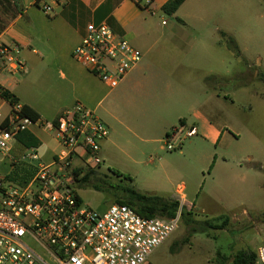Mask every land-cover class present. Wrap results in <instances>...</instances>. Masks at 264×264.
Segmentation results:
<instances>
[{
  "label": "rangeland",
  "instance_id": "1",
  "mask_svg": "<svg viewBox=\"0 0 264 264\" xmlns=\"http://www.w3.org/2000/svg\"><path fill=\"white\" fill-rule=\"evenodd\" d=\"M193 7L199 13L190 17L188 11ZM37 17L42 19L39 14ZM161 17L168 23L163 26L160 22L168 39L193 47L175 56L200 62L211 83L207 93L221 96L215 97L221 107L210 118L224 131L223 137L213 144L199 130L192 138L186 137L185 131L181 148L169 152L163 143L165 150L160 151L162 144L135 138L113 115L120 114L129 126H140L135 107L150 105L153 97L171 98L175 100L172 108L191 125L193 111L201 109L207 98L204 89L191 91L171 82L174 88L169 91L168 82L157 74H147L145 81L132 87L105 88L101 98L107 97L102 105L97 110L87 108L106 123L109 136L121 149L110 157L103 154L104 163L95 169L103 189L80 188L78 195L85 205L104 212L122 199L125 190L149 194L169 176L170 193L185 185L186 205H196L187 209L189 218L207 221L229 216L231 223L224 231L192 233L181 220L178 230L150 256L148 264H235L237 253L255 252L264 242V85L258 80V74L264 73V0H196L176 17L165 13ZM217 29L235 39L238 51ZM169 52L173 50L143 53L141 60L148 63L150 57L158 59ZM16 78L24 84L23 74ZM41 93L38 89V99ZM34 148L40 160L22 162L19 156L17 169L28 163H49L54 143ZM170 153L173 164L158 167V158ZM152 156L154 163H150ZM11 171L8 163L0 169L4 176Z\"/></svg>",
  "mask_w": 264,
  "mask_h": 264
},
{
  "label": "built area",
  "instance_id": "2",
  "mask_svg": "<svg viewBox=\"0 0 264 264\" xmlns=\"http://www.w3.org/2000/svg\"><path fill=\"white\" fill-rule=\"evenodd\" d=\"M46 15L53 9L40 5ZM18 45H0V57L13 72L24 71ZM143 53L107 23L88 24L73 52L82 64L110 89H115L140 63ZM0 107V264H148L150 256L179 228L175 218H145L127 205L113 204L104 212L85 205L78 195L76 177L95 171L104 163L102 147L109 137L106 123L80 102L55 122L24 114V105L3 97ZM53 132L59 146L48 164H26L33 175L22 182L15 176L12 156L18 137L33 127ZM198 135L194 126H181L165 138V148H181V135ZM19 160L39 161L36 148ZM255 264H264V242L256 250Z\"/></svg>",
  "mask_w": 264,
  "mask_h": 264
},
{
  "label": "crops",
  "instance_id": "3",
  "mask_svg": "<svg viewBox=\"0 0 264 264\" xmlns=\"http://www.w3.org/2000/svg\"><path fill=\"white\" fill-rule=\"evenodd\" d=\"M169 1L0 0V45L20 46L19 58L24 64V71L20 72L24 76V84L21 85L16 78L19 73L13 72L0 57V85L48 122H55L76 102L97 110L107 97L105 95L101 98V91L109 87L77 62L73 58V52L85 35L88 24L98 25L104 22L129 39L145 55H152L157 50H173L158 59L150 57L148 63L141 60L119 87H132L145 81L147 74H157L168 82L169 91L173 90L171 82H174L178 88L185 87L191 91L195 90L194 88L204 89L207 96L202 108L193 111L194 122L191 125L183 115L177 114L172 108L174 99L159 97H153L150 105L134 108L140 119V126L127 125V121L123 117L121 119L118 113L113 115V119L122 123L135 138L154 145L162 144L160 151L165 150V138L179 125L196 127L204 139L214 144L220 141L224 134L221 127L210 118L211 114L219 111L218 107L221 106L215 97L220 99L221 96L207 93L211 87L206 84L208 75L200 62L175 56L193 47L168 39L167 34L162 31L160 22L162 21L163 26L168 25L161 17V13H164L162 8ZM195 1L186 0L172 16L176 17L186 5L194 6ZM41 4L51 6L53 13L46 15ZM198 13L194 7L188 11L190 17L198 16ZM37 14L42 19H39ZM178 21L184 23L181 18H178ZM38 89L42 91V97L39 99ZM0 107L4 112L8 110V104L4 100H0ZM114 128L115 124L112 125L113 130ZM52 142L54 148L50 150L49 163L59 146L49 128L35 126L18 137L12 156L22 157L31 148L39 145L48 147ZM120 149L113 137L109 136L103 144L102 156L105 154L110 157ZM169 155L171 153L158 158V167L165 168L166 165L173 164ZM151 158L150 163H154L153 156ZM171 180V177L167 176L165 182L160 183V187L149 194L172 197L179 200L181 206L194 209L195 204L190 207L186 205L185 185H180L175 194L170 193ZM227 182L228 180L226 184ZM215 200L220 202L222 198L215 197Z\"/></svg>",
  "mask_w": 264,
  "mask_h": 264
},
{
  "label": "trees",
  "instance_id": "4",
  "mask_svg": "<svg viewBox=\"0 0 264 264\" xmlns=\"http://www.w3.org/2000/svg\"><path fill=\"white\" fill-rule=\"evenodd\" d=\"M186 0H170L163 6V12L167 15H174L180 7L185 3ZM222 38L236 46L234 38L227 36L226 33H221ZM239 53V52H238ZM258 80L264 85V73L258 74ZM208 86L211 85L209 80H205ZM3 97L9 100L10 103L18 102V99L9 91L5 90L2 93ZM24 114L37 119L39 115L29 106L24 105ZM183 123V121H182ZM264 171V170H263ZM34 173V170L24 167V169H18L15 172V176L19 177L21 181L26 182ZM97 172L89 171L87 174L81 177H76L78 188H92L97 191L103 189L102 182L96 178ZM116 204L127 205L134 209L140 216L145 218L150 217H162L167 219L175 218L179 211L181 214V220L191 230L192 233L206 232L208 230L224 231L228 229L231 223L229 216H222L207 221H197L189 218V211L184 206H181L179 200L172 197L160 196L155 194H142L134 189H127L124 191L122 199H117ZM264 219V214H263ZM175 245V244H174ZM172 245V247H174ZM257 260L256 251L242 250L234 258L235 264H255Z\"/></svg>",
  "mask_w": 264,
  "mask_h": 264
}]
</instances>
